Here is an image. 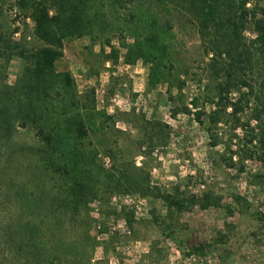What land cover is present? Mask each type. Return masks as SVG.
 I'll return each instance as SVG.
<instances>
[{"label": "trees", "instance_id": "16d2710c", "mask_svg": "<svg viewBox=\"0 0 264 264\" xmlns=\"http://www.w3.org/2000/svg\"><path fill=\"white\" fill-rule=\"evenodd\" d=\"M13 6L18 18L31 20V37L38 42L27 49L25 32L13 40L19 28L0 27V144L18 126L37 138L29 146L34 157L30 185L23 186L14 173L7 198H0V242L11 245L9 251L22 264H92L90 223L80 210L112 193L160 194L144 164L118 163L116 144L104 143L114 118L97 106L93 90L80 92L71 72L57 69L65 41L86 37L90 48L98 45L86 64L91 75L98 72V60L111 66L141 61L148 69L147 90L162 84L183 98L173 116L180 110L192 114L206 125L212 145L220 125L241 130L249 135L248 144L256 140L264 162V0H14ZM190 48L198 59L186 57ZM14 55L26 64L10 85L4 73ZM189 83L201 90L186 103L183 90ZM143 134L150 153L165 143L169 126L147 121ZM99 148L111 161L108 167L99 159ZM246 151V157L254 156L250 147ZM179 188L160 194L169 213L195 204L205 209L220 200L210 192L187 196ZM239 199L234 195L235 202ZM125 216L131 224L132 214ZM76 221L84 224L78 236L72 235ZM201 249L198 244L191 252Z\"/></svg>", "mask_w": 264, "mask_h": 264}, {"label": "rangeland", "instance_id": "374dc122", "mask_svg": "<svg viewBox=\"0 0 264 264\" xmlns=\"http://www.w3.org/2000/svg\"><path fill=\"white\" fill-rule=\"evenodd\" d=\"M13 4L14 0H0V27L5 31L18 27L12 39L17 40L25 32L30 37L26 48L35 47L38 42L31 37V20L18 18ZM90 46L86 37L65 41L63 56L56 65L58 70L71 72L80 92L93 90L97 106L113 116L114 130L104 143L116 144L118 163L125 160L136 167L144 164L151 184L160 194H170L179 185L187 196L199 198L210 192L214 199H220L205 209L195 204L183 212L171 213L160 194L121 192L92 199L80 210L82 219L90 223L91 263L264 264V162L258 158L261 149L256 140L250 145L249 135L241 130L232 132L230 125H220L217 144L212 145L206 125L198 123L192 114L180 110L172 115L183 105L176 90L168 93L162 84L147 90L148 69L141 61L111 66L108 61L99 65L98 60V72L91 75L86 64L98 45ZM191 56L198 59L192 48L186 52V57ZM25 64L20 56H12L4 73L6 83L14 84ZM200 90L189 83L183 90L186 103ZM204 107L209 109L206 104ZM147 121L169 126L165 143L156 145L150 153L143 134ZM254 123L251 121L250 126ZM36 143L32 130L18 126L11 138L0 144L1 199L7 198L8 179L14 173L23 186L30 185L29 169L34 168V157L29 146ZM247 147L254 152L253 157H246ZM106 158L99 148V159L108 167L111 161L106 164ZM234 195L240 197L239 201L233 200ZM125 213L132 214L131 224ZM76 222L72 235L78 236L83 234L84 224ZM0 243V264H22L9 251L11 245ZM198 244L201 251L192 253V246Z\"/></svg>", "mask_w": 264, "mask_h": 264}, {"label": "built area", "instance_id": "2783aa9c", "mask_svg": "<svg viewBox=\"0 0 264 264\" xmlns=\"http://www.w3.org/2000/svg\"><path fill=\"white\" fill-rule=\"evenodd\" d=\"M115 100V98H113V101ZM106 164H108L109 163V159H108V157L106 158ZM200 264H203V263H200Z\"/></svg>", "mask_w": 264, "mask_h": 264}]
</instances>
